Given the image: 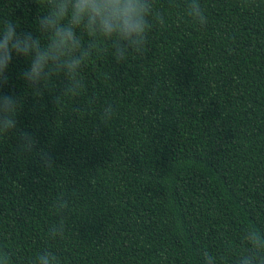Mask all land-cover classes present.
Listing matches in <instances>:
<instances>
[{
    "label": "trees",
    "instance_id": "1",
    "mask_svg": "<svg viewBox=\"0 0 264 264\" xmlns=\"http://www.w3.org/2000/svg\"><path fill=\"white\" fill-rule=\"evenodd\" d=\"M188 2L154 0L164 24L153 19L143 52L122 62L97 38L104 51L85 61L80 94L58 103L63 76L36 97L13 55L0 87L22 101L0 136V249L13 264L44 250L60 264H204V251L238 264L245 231L264 233V0H199L204 26ZM46 12L44 0H0V26L44 43ZM21 132L36 151L21 152Z\"/></svg>",
    "mask_w": 264,
    "mask_h": 264
},
{
    "label": "clouds",
    "instance_id": "2",
    "mask_svg": "<svg viewBox=\"0 0 264 264\" xmlns=\"http://www.w3.org/2000/svg\"><path fill=\"white\" fill-rule=\"evenodd\" d=\"M47 12L37 18L39 30L46 35L42 43L32 32L20 33L12 21L0 26V87L9 80L7 75L13 55L28 61L22 79L28 84L34 96L43 95L45 90L55 87L57 77L67 81L56 97H75L80 94L82 82L80 71L85 61L94 53L104 51L97 38L102 37L119 63L131 52L142 53L152 29V20L164 24V17L154 10V0H44ZM188 15L201 26L207 24V17L199 0H189ZM87 34L84 42L79 33ZM22 101L13 95L0 94V136H6L17 128V114ZM115 116L112 105L106 106L101 114L105 124ZM20 150L32 153L37 150L36 138L20 133ZM46 169L55 167L53 158L44 151L39 153ZM60 210L67 209L69 201L63 195L58 197ZM64 225L49 229L52 239L63 238ZM243 240L249 248L247 256H240L238 264H264V233L248 228ZM204 264H217L207 251L202 253ZM0 264H13L12 254L0 249ZM35 264H60L57 255L44 250L36 257Z\"/></svg>",
    "mask_w": 264,
    "mask_h": 264
}]
</instances>
